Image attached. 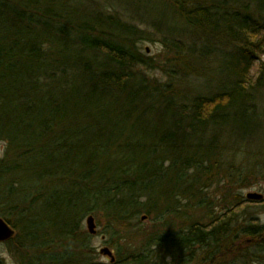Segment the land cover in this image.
<instances>
[{
    "label": "trees",
    "instance_id": "16d2710c",
    "mask_svg": "<svg viewBox=\"0 0 264 264\" xmlns=\"http://www.w3.org/2000/svg\"><path fill=\"white\" fill-rule=\"evenodd\" d=\"M109 6L0 0V217L15 231L10 252L19 264H94L78 221L100 212L127 244L140 237L124 263L178 264L196 248L216 264L242 249L237 234L263 240L254 221L231 226L264 199L229 193L264 177V0H175L203 42L167 33L164 63L137 49L134 24ZM225 169L223 214L174 236L131 230L138 215L176 212L178 196L204 210L203 189ZM163 182L173 187L165 199L153 194Z\"/></svg>",
    "mask_w": 264,
    "mask_h": 264
},
{
    "label": "rangeland",
    "instance_id": "374dc122",
    "mask_svg": "<svg viewBox=\"0 0 264 264\" xmlns=\"http://www.w3.org/2000/svg\"><path fill=\"white\" fill-rule=\"evenodd\" d=\"M103 1L106 2L107 7L109 6L108 4L112 5V7L109 6V11L115 9L122 19L134 24L137 30V34L133 38L134 44L141 53L151 57L156 62L164 63L166 58L167 48L164 38L167 33L179 34L180 37H177V39H182L186 43L201 45L203 42L201 34L196 26H190L187 23H183V21H181V19L177 16L176 8L174 6L175 0ZM176 16L180 19V21ZM209 44L210 46L212 45V43ZM257 65V62L253 65L252 73L255 71ZM149 74L152 77H156L157 79H161L163 81H165L167 78L166 73L161 70L150 71ZM188 86L189 83L187 85L185 84V91L188 90ZM5 147V143L0 142V157L2 154H4ZM224 160V162L228 165L229 161L225 158ZM252 162L253 160L251 163ZM260 169L261 166L256 172H259ZM227 174L228 171L225 169V171L220 174V182L203 189V198L205 200L204 204L206 205L204 210L203 208L198 207V205L188 206L186 204L185 198L178 196V204L174 203L172 205V209H175L176 212H169V214L165 216L162 215L161 217L156 218L150 216L143 222L140 221V217L145 214L138 215V217L130 221V224L132 225L131 230H139L137 232H140L143 235L145 234V236L146 234L174 236L176 234H184L189 226V223L193 221L206 224L208 222V216L211 217L213 214L220 215L224 212L222 206L220 205L221 200L225 198L224 190L228 188V186H226V183L229 182V179L226 177ZM263 178V176H259V178L248 179L244 183L232 186L230 187L231 192L229 194L239 195L244 201H247L245 199V195L248 193H259L264 196ZM224 186H226V188ZM172 188L173 187L170 186L169 182H163L159 187L153 189V194L155 197L159 196L165 199V196L171 195ZM72 191L76 192L74 190ZM167 209L171 208L168 207ZM103 214L104 213L101 212L97 214H87L78 221L80 229L88 234L85 220L89 215L94 218L96 234H88L91 245L95 251L94 264H110L109 259L99 253L100 249L103 247L109 248L113 253V256L115 257L114 264H130L124 263L122 259L127 256L126 253H130L132 247L138 245L140 242V237L134 234L133 244H127L129 239L124 233L125 231L113 232L112 229L108 230L107 228L110 227L108 223L109 219ZM68 218L69 217L66 215L64 219L61 220V223H66ZM190 218L191 221L189 222ZM234 220L236 221V224L231 226V230L237 228L238 225L247 227L251 221H254L256 225L261 228L260 232L263 240H259V238L253 236L241 237L239 234H237L233 243L234 246L241 245L242 249L238 254L224 255L222 253L221 259L217 260L216 264H264V207H247L244 212L234 216ZM103 237L104 239H102ZM10 240L6 242H0V264H19L9 250V248L11 249L14 247L10 244V242L13 241ZM125 247H130V249L126 250ZM118 251L120 252L119 255H117ZM185 254V252L181 253V263L179 262L178 264H203L205 261L203 260L205 254L200 249L195 248L191 254L189 253L188 255L191 257L188 260L186 259ZM167 257L168 256H166L164 259L163 264H172V262ZM119 259L121 260L120 262Z\"/></svg>",
    "mask_w": 264,
    "mask_h": 264
},
{
    "label": "water",
    "instance_id": "95a60500",
    "mask_svg": "<svg viewBox=\"0 0 264 264\" xmlns=\"http://www.w3.org/2000/svg\"><path fill=\"white\" fill-rule=\"evenodd\" d=\"M245 199L247 201H262L264 199V196L259 193H248L245 195ZM147 219V216L143 215L140 217V221L143 222ZM87 232L89 235H95L96 234V225L94 223V218L89 215L87 216L85 220ZM15 235L14 229L6 222L4 219L0 217V242H6L10 239H12ZM104 239V238H102ZM99 253L107 257L109 259L110 264L115 263V257L113 256V253L110 251L109 248L103 247L100 249Z\"/></svg>",
    "mask_w": 264,
    "mask_h": 264
},
{
    "label": "flooded vegetation",
    "instance_id": "af4514ba",
    "mask_svg": "<svg viewBox=\"0 0 264 264\" xmlns=\"http://www.w3.org/2000/svg\"><path fill=\"white\" fill-rule=\"evenodd\" d=\"M104 238V237H103Z\"/></svg>",
    "mask_w": 264,
    "mask_h": 264
}]
</instances>
